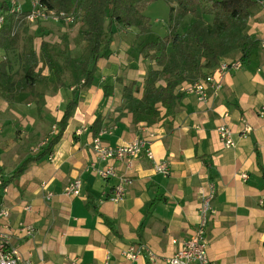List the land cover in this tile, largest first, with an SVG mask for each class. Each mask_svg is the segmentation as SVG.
<instances>
[{
    "label": "crops",
    "instance_id": "obj_1",
    "mask_svg": "<svg viewBox=\"0 0 264 264\" xmlns=\"http://www.w3.org/2000/svg\"><path fill=\"white\" fill-rule=\"evenodd\" d=\"M20 2L25 11L31 9V0L28 9ZM261 3L247 26L259 47L246 61L240 52L223 58L243 65L228 71L220 95L208 103L185 95L174 115L154 124L135 123L126 106L124 87L129 82H137L135 96L143 97L147 65L142 67L140 58L131 55L133 41L127 43L115 32L113 54L98 63L102 79L81 90L62 139L51 154L32 161L13 180L25 160L43 151L33 154L31 141L36 136L47 140L56 131L73 87L49 91L41 111L24 101L25 94L11 101L0 95V181H8L1 185L0 213H9V218L0 216V232L23 257L32 264H149L146 254L135 261L123 255L128 245L142 243L164 259L178 248L173 239L185 240L197 228L200 190L211 182L217 212L207 226L210 264H264V0ZM105 85L113 87L110 96H105ZM243 120L252 126L248 134L242 133ZM224 123L234 131L235 147L221 143L218 127ZM98 136L114 147L147 139L154 159L143 151L131 166L102 160L92 148ZM28 145L29 155L18 164ZM161 160L170 164L167 177L154 170ZM93 164L97 169L113 166L119 176L132 179L120 202L110 199L118 177H101ZM75 179L82 181V193L67 195L65 189ZM22 224L33 226L34 233L22 235Z\"/></svg>",
    "mask_w": 264,
    "mask_h": 264
},
{
    "label": "trees",
    "instance_id": "obj_2",
    "mask_svg": "<svg viewBox=\"0 0 264 264\" xmlns=\"http://www.w3.org/2000/svg\"><path fill=\"white\" fill-rule=\"evenodd\" d=\"M41 1L50 9L75 17L78 21L77 37L82 48L74 57L63 51L61 62L51 41L42 39L37 50L34 35H31L20 56L24 75L18 83L14 81L12 60L0 61V95L7 98L14 91L25 94L24 101L35 103L39 111L44 108L49 91L57 92L67 85L73 87L72 98L43 151L25 160L10 180L20 177L32 161L51 154L62 139L78 107L81 90L94 84L99 61L113 54L111 44L116 29L136 27L141 34L150 32L149 19L144 11L155 0ZM165 1L172 6L169 33L142 45L141 54L150 61L144 79V95L142 98L135 96L138 89L136 81L124 87L126 106L135 123L154 124L162 117L174 115L185 97L178 90L181 83L206 77L231 53L240 52L242 60L246 61L259 47V40L247 33V26L249 20L262 9L261 0ZM175 6L178 12H175ZM0 10L5 15L0 28V49L6 53L15 45L14 31L20 28L26 13H12L6 0L0 1ZM186 16L191 17L188 23L185 22ZM208 18H212L211 21ZM44 68L48 69V74L44 73ZM104 91L105 96H110L113 87L105 85ZM99 123L97 119L94 125ZM262 173L264 178V167ZM7 183L3 182L2 187Z\"/></svg>",
    "mask_w": 264,
    "mask_h": 264
},
{
    "label": "built area",
    "instance_id": "obj_3",
    "mask_svg": "<svg viewBox=\"0 0 264 264\" xmlns=\"http://www.w3.org/2000/svg\"><path fill=\"white\" fill-rule=\"evenodd\" d=\"M10 11L17 15L25 14V18L31 22L35 21H52L60 22L64 21L72 23L75 21L74 16H68L65 12H58L57 10L50 9L41 0H31V9L25 11L23 4L20 0H9ZM5 20V15H0V28ZM261 45L264 47V39L261 40ZM5 52L0 50V61L6 60ZM241 60L235 61H221L211 73L206 77L200 78L194 82H183L178 87V90L185 95H195L199 102L208 103L214 98L220 95L221 90L224 87L225 76L233 68L242 67ZM228 112H225L224 117H228ZM252 130V126L243 120V134H248ZM78 130V134L81 133ZM218 133L221 143L227 147L232 148L236 146V140L234 138L233 129L226 123L218 127ZM47 142H42L45 145ZM147 139L138 138L131 143L122 146H112L104 142L101 137H96L92 143V148L96 155L102 160H119L127 161V165L131 166L133 159L139 157L143 151H146V155L154 159V154L151 148H147ZM41 145V146H42ZM1 165V160H0ZM93 170L103 178L118 177V184L114 187L110 199L116 203L120 202L127 192L128 187L132 184V179L128 176L117 174L115 167L106 166L97 169L93 164ZM154 170L164 175L169 176L171 169L167 160L156 161L154 164ZM243 178H248L246 173L241 174ZM2 181H0V186ZM4 190H7L6 187ZM216 187L213 183H208L207 188L200 190L201 200L199 203L200 221L197 228L193 231L191 236L185 240L179 241L173 239L174 244H178V248L175 253L164 259L160 257L153 250L149 249L142 243H133L127 246L123 255L128 259L135 261L140 256L146 254L149 264H159L162 260L168 264H210L209 258V240L207 237V226L211 218L216 214V209L213 206V198L215 195ZM65 193L67 195L79 196L82 193V181L75 179L70 182ZM52 193H49V197ZM30 207H27L29 209ZM0 216L9 218L7 211H2ZM20 233L22 235H32L34 233V227L30 225H23L20 227ZM0 264H32L28 258L23 257L17 248L11 245L10 237L0 232Z\"/></svg>",
    "mask_w": 264,
    "mask_h": 264
},
{
    "label": "rangeland",
    "instance_id": "obj_4",
    "mask_svg": "<svg viewBox=\"0 0 264 264\" xmlns=\"http://www.w3.org/2000/svg\"><path fill=\"white\" fill-rule=\"evenodd\" d=\"M6 1L9 2V0ZM21 1H23L25 9H28L30 7V0H21ZM171 7L172 6H170L165 0H155L146 6L144 14L148 17L151 28L150 32L148 33L141 34L139 29L136 27H131V28L120 27L117 28L115 31L119 37L120 35L122 36L121 39L124 40L125 42L128 43L133 41L130 47L131 48L130 53L132 56L138 58V60L140 58L142 62V67H143V63L146 64L147 67L149 65L148 63H150V61L148 59H147L148 61H146V59L140 53L142 49V45L145 42L147 43L150 41H155L158 37L167 36L171 27V23L169 21ZM177 8L178 7L175 6V12H178ZM190 18H191L190 16H186L185 22L188 23ZM211 19L212 18H208L209 21H211ZM77 29H78V21H74L72 23H67L64 21L31 22L28 19H26L24 16L22 25L20 26L19 29H16L13 34L16 37L15 45L13 46L10 52L5 53L7 54L6 55L7 59H11L13 62L14 68L12 73L14 76V81L18 83L24 75V64L20 60V56L23 53L24 47L31 35H34V46L37 50L39 49L40 42L42 39L51 41V43H53L56 47L57 58L62 62L61 53L63 51H65L67 54H69L72 57L76 56L81 51L82 43L78 41ZM40 66H43L42 62H40ZM127 69L125 67L123 70H127ZM44 70L45 73L48 72L47 68H44ZM101 79H102V75L100 73H97L94 84L101 81ZM106 83L112 84V80L108 79ZM16 95H18V92L14 91L6 99L8 101L14 100ZM42 130H46V128L44 127ZM43 133L44 132L42 131V134ZM41 138H43V141H41ZM41 138H38V136H36V139L34 141H31L32 142L31 144L34 146L33 148L31 147L33 154L40 153L43 150V148L46 146V144L42 145V142L46 141L45 137H41ZM29 148L30 145L24 147L21 153L22 158L18 159L17 161L18 164L21 163L22 160L29 155L30 153ZM6 172H8V170Z\"/></svg>",
    "mask_w": 264,
    "mask_h": 264
}]
</instances>
